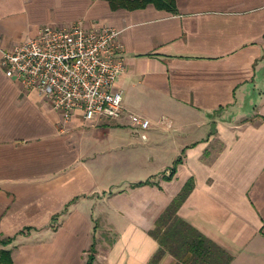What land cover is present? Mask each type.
Instances as JSON below:
<instances>
[{"label":"crops","instance_id":"1","mask_svg":"<svg viewBox=\"0 0 264 264\" xmlns=\"http://www.w3.org/2000/svg\"><path fill=\"white\" fill-rule=\"evenodd\" d=\"M175 5L0 0V58L77 9L67 26L120 31L125 64L114 84L121 116L67 123L0 67V242L10 241L0 249L12 264H148L160 249L157 264H264V0ZM87 133L105 145L98 155L82 148ZM128 158L142 177H104ZM188 180L176 214L208 240L197 255L164 232L171 221L156 234L165 244L151 236Z\"/></svg>","mask_w":264,"mask_h":264},{"label":"built area","instance_id":"2","mask_svg":"<svg viewBox=\"0 0 264 264\" xmlns=\"http://www.w3.org/2000/svg\"><path fill=\"white\" fill-rule=\"evenodd\" d=\"M119 35L114 28L86 29L80 22L46 25L36 37L2 52L0 67L6 78L36 91L63 123L75 113L86 122L116 120L124 112L122 93L114 89L125 67ZM134 122L142 132L151 125L137 115Z\"/></svg>","mask_w":264,"mask_h":264},{"label":"trees","instance_id":"3","mask_svg":"<svg viewBox=\"0 0 264 264\" xmlns=\"http://www.w3.org/2000/svg\"><path fill=\"white\" fill-rule=\"evenodd\" d=\"M105 1L108 3L111 11H116L118 9L132 11L136 9L145 8L148 5H152L158 10L166 11L172 14L176 13L175 0H105ZM178 163H180V160H176L174 162L173 166L171 167V173L168 177L167 176L164 177L165 180L170 179ZM147 184H150L149 181L139 182L135 184L134 187L147 185ZM190 189H191V181L188 180L183 186L180 193L172 200V202L167 207V209L162 213V215L156 221L155 223L156 228L154 229V231L151 232V236L154 239H157L160 243L165 244V241H168L170 237H168L167 239L163 237L161 239V238H157L156 234H158V232L162 229L164 225H166L168 221H171L170 226H168L167 229L164 230V232L166 231L167 233L169 230H172L173 235H178V237L181 238V241L184 243L183 246L185 247V250L190 251L192 254L197 255L201 252H204L202 247L207 245L208 240L204 239L195 230L190 228V226L187 225L180 218H178L176 214L180 205L183 203L184 199L189 194ZM171 226L173 227L172 229H171ZM190 236L193 237V240L195 241V243L192 245V248H190L187 245V242H190ZM9 242L10 241L8 239L2 240L0 242V245L5 246ZM168 249L171 253H173L171 246ZM199 250H202V251H199ZM162 253H163V250L161 249L158 250V252L152 257V259L149 261L148 264H157L158 259L162 255ZM91 263H92V258L90 257L88 258V261L86 264H91ZM0 264H12L11 253L9 250L0 249Z\"/></svg>","mask_w":264,"mask_h":264},{"label":"rangeland","instance_id":"4","mask_svg":"<svg viewBox=\"0 0 264 264\" xmlns=\"http://www.w3.org/2000/svg\"><path fill=\"white\" fill-rule=\"evenodd\" d=\"M79 14V12H77L76 10L73 9H67V15H68V20L66 22L62 23V26L67 27V25H69L72 20V17H77V15ZM84 15V14H83ZM83 17V16H82ZM82 17H77L75 19L79 20ZM69 21V22H68ZM74 21V20H73ZM72 23V22H71ZM82 148L84 150H86V152H93L95 155H98L99 152H97L98 150H101V148L103 146H105L104 144H102V142H97L92 138V135L90 133H87L82 139ZM78 142V141H77ZM80 145V144H78ZM168 161V160H165ZM119 163V165L114 169L111 167H106L104 170L105 172L103 174L105 178H114V179H120V177H124L126 176L128 178V180H135L138 179V177H142V174L138 172V170L135 169V163H134V159L128 158L127 160H118L117 163ZM116 165V164H115ZM109 170V171H108ZM111 170V171H110ZM112 170H115L114 173L112 172ZM118 171V172H116ZM89 242V238L88 236L83 237V243L84 245H86ZM103 242V240H102Z\"/></svg>","mask_w":264,"mask_h":264}]
</instances>
